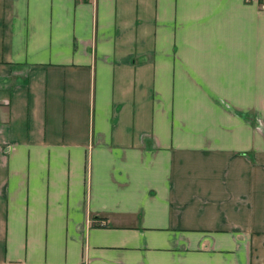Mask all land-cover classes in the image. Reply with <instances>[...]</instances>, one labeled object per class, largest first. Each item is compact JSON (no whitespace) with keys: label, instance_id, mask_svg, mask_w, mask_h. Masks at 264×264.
Masks as SVG:
<instances>
[{"label":"crops","instance_id":"crops-1","mask_svg":"<svg viewBox=\"0 0 264 264\" xmlns=\"http://www.w3.org/2000/svg\"><path fill=\"white\" fill-rule=\"evenodd\" d=\"M264 0H0V264H264Z\"/></svg>","mask_w":264,"mask_h":264},{"label":"built area","instance_id":"built-area-1","mask_svg":"<svg viewBox=\"0 0 264 264\" xmlns=\"http://www.w3.org/2000/svg\"><path fill=\"white\" fill-rule=\"evenodd\" d=\"M250 1V0H249ZM262 7L264 8V3L262 4Z\"/></svg>","mask_w":264,"mask_h":264}]
</instances>
